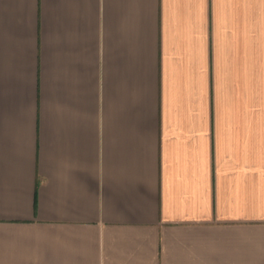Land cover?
Segmentation results:
<instances>
[{"label":"crops","instance_id":"0c3cea01","mask_svg":"<svg viewBox=\"0 0 264 264\" xmlns=\"http://www.w3.org/2000/svg\"><path fill=\"white\" fill-rule=\"evenodd\" d=\"M0 264H264V0H0Z\"/></svg>","mask_w":264,"mask_h":264}]
</instances>
